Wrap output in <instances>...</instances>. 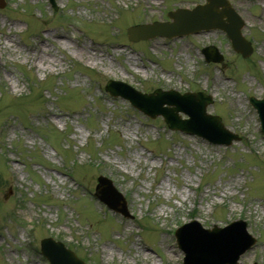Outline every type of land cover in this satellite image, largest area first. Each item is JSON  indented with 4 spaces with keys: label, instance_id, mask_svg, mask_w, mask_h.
Returning a JSON list of instances; mask_svg holds the SVG:
<instances>
[{
    "label": "rangeland",
    "instance_id": "1",
    "mask_svg": "<svg viewBox=\"0 0 264 264\" xmlns=\"http://www.w3.org/2000/svg\"><path fill=\"white\" fill-rule=\"evenodd\" d=\"M227 1L244 23L247 58L219 30L128 42L129 27L205 0H55L56 10L47 0H4L0 264H49L43 238L85 264H170L168 248L171 264H182L174 231L192 220L205 229L243 220L256 242L238 262L264 264V134L247 99L264 97V0ZM206 46L223 61L205 63ZM108 80L140 93L209 95L206 113L240 141L212 145L171 131L107 94ZM100 175L122 193L131 220L95 199Z\"/></svg>",
    "mask_w": 264,
    "mask_h": 264
},
{
    "label": "water",
    "instance_id": "2",
    "mask_svg": "<svg viewBox=\"0 0 264 264\" xmlns=\"http://www.w3.org/2000/svg\"><path fill=\"white\" fill-rule=\"evenodd\" d=\"M52 5L54 0H49ZM208 4L198 6L191 11L177 9L169 17L172 23H154L139 28H130L129 39L137 41L154 36L168 38L197 32L200 30L220 29L226 32L231 39L232 48L246 57L250 54L249 44L241 37L240 28L242 21L234 13L226 0H207ZM2 5H0L1 7ZM218 6L222 7L218 11ZM226 18V22L223 21ZM209 48H204L203 54L208 61L220 62V56H210ZM213 51L216 53L215 49ZM106 90L112 96H121L128 99L135 108L152 118L161 115L170 130H176L187 134L197 135L213 144L229 145L231 140H238L236 135L226 131L220 119L205 113V107L211 103L209 97L203 94L178 95L171 90L160 92L157 90L150 95H141L110 81ZM250 104L256 109L264 132V98L249 99ZM164 104L173 105L174 108L163 107ZM183 112L189 116L187 120H180L177 112ZM98 199L104 202L110 209L129 218L126 203L122 196L113 188L112 183L102 177L98 178ZM193 222L184 225L176 232L177 242L184 252V264H237L239 256L249 249L255 239L245 233V224L242 221L229 223L224 229L214 227L212 230H201ZM189 227V228H188ZM41 252L49 260L50 264H83L76 259L73 253L66 250L62 244L52 240H44L41 243Z\"/></svg>",
    "mask_w": 264,
    "mask_h": 264
},
{
    "label": "bare ground",
    "instance_id": "3",
    "mask_svg": "<svg viewBox=\"0 0 264 264\" xmlns=\"http://www.w3.org/2000/svg\"><path fill=\"white\" fill-rule=\"evenodd\" d=\"M55 37L56 38H60V39H66V36L63 35V34H60V33H56ZM81 45L83 46L82 49H81V52L83 54L87 55V54H92V52H94V49L91 48L90 46L88 47V46L83 45V44H81ZM87 56H89V58L92 57L91 55H87ZM127 59L133 61V59H131V58H127ZM131 66L133 67L132 69H134V70L137 69V65L136 64L135 65L131 64ZM136 71H138V70H136ZM137 254H139V253H136V255ZM165 256H166L165 258H166L167 262H169L170 264L174 261L173 253L171 252V250H169V248L165 249ZM142 257H143L142 259H146V258L149 257V254H147L146 252L142 251ZM151 262H152V264H156L157 261L153 259Z\"/></svg>",
    "mask_w": 264,
    "mask_h": 264
}]
</instances>
